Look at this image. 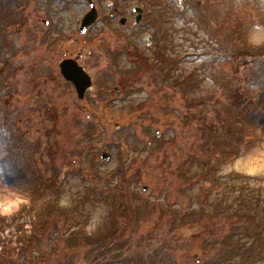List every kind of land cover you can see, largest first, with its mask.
Masks as SVG:
<instances>
[{
  "label": "rangeland",
  "instance_id": "1",
  "mask_svg": "<svg viewBox=\"0 0 264 264\" xmlns=\"http://www.w3.org/2000/svg\"><path fill=\"white\" fill-rule=\"evenodd\" d=\"M91 1L80 33L89 0H0V183L31 197L0 237L54 205L22 261L264 264V47L245 40L264 0ZM78 53L83 99L57 73ZM97 203L108 219L90 231ZM79 226L95 236L68 243Z\"/></svg>",
  "mask_w": 264,
  "mask_h": 264
},
{
  "label": "clouds",
  "instance_id": "2",
  "mask_svg": "<svg viewBox=\"0 0 264 264\" xmlns=\"http://www.w3.org/2000/svg\"><path fill=\"white\" fill-rule=\"evenodd\" d=\"M245 40L251 48L264 47V28L254 26L249 29ZM30 206L31 197L27 192L13 188L6 183H0V218L11 222L22 209ZM61 207L65 209H72L75 207L71 195L61 199ZM108 214L109 209L104 203H97L94 206L89 205L87 208V215L89 217L87 228L90 231L101 229L108 219ZM30 227V224L26 225V229ZM12 231L11 229L5 231L3 238H10Z\"/></svg>",
  "mask_w": 264,
  "mask_h": 264
},
{
  "label": "trees",
  "instance_id": "3",
  "mask_svg": "<svg viewBox=\"0 0 264 264\" xmlns=\"http://www.w3.org/2000/svg\"><path fill=\"white\" fill-rule=\"evenodd\" d=\"M247 54V53H244ZM247 57L249 56V54L246 55ZM56 206H58L57 203H55ZM26 209V208H25ZM43 211H41L39 217H34V221L32 222V229L29 231H25L19 234V236L16 238V242H14L13 237H10L8 239H5L3 237H0V264H28L27 262L32 263V260L30 259L27 262L22 261V255L24 253L30 254L33 253L32 250V246L33 243H35V241H40L42 240L45 235V232L48 230L52 231L55 230V222L59 221L60 219H57L56 216L53 214L54 212H57V210L55 209H59L62 210L60 207H56L54 209V205L52 206H45L42 208ZM52 211H54L52 213ZM2 219V218H1ZM0 219V220H1ZM4 222L5 219H2ZM47 222V224H45ZM55 223V224H54ZM74 226V225H73ZM72 226V227H73ZM117 226V225H116ZM80 227V228H79ZM78 229L76 231L75 230L77 227H74L73 229L71 228L70 234H67V242L71 243L73 241H76V237L79 238L80 235L78 236V234L82 233L84 228H82L81 226H79ZM68 231V230H66ZM95 232L93 234H89V235H84V238L80 239H85L87 236L90 238L89 240H92V238L95 236ZM111 234L110 233L106 236V240L107 241H111V237L109 236ZM108 238V239H107ZM113 242V241H111ZM83 246H98L100 245L99 243L93 241H88V242H84L82 241ZM109 243V242H108ZM112 246V244H111ZM68 248V247H67ZM100 246L97 247L96 252L99 251ZM109 248H107L106 250H108ZM105 250V252H106ZM30 251V252H29ZM8 256H10L9 258H7ZM9 259V260H8ZM5 260H8L7 263H4Z\"/></svg>",
  "mask_w": 264,
  "mask_h": 264
},
{
  "label": "water",
  "instance_id": "4",
  "mask_svg": "<svg viewBox=\"0 0 264 264\" xmlns=\"http://www.w3.org/2000/svg\"><path fill=\"white\" fill-rule=\"evenodd\" d=\"M134 10L141 11L140 8L136 7ZM97 17V11L94 7V4L91 3V10L84 16L82 20L81 31H85L87 26L95 21ZM138 20V17L136 18ZM121 23H124V19L121 20ZM61 68L64 76L72 80L76 86L78 94L80 97L84 96V92L88 86L91 85L92 80L90 76L85 72V70L78 66L74 60H65L61 63ZM103 157H106V153H103Z\"/></svg>",
  "mask_w": 264,
  "mask_h": 264
},
{
  "label": "flooded vegetation",
  "instance_id": "5",
  "mask_svg": "<svg viewBox=\"0 0 264 264\" xmlns=\"http://www.w3.org/2000/svg\"><path fill=\"white\" fill-rule=\"evenodd\" d=\"M132 14L134 15L133 17H135V13H132ZM76 57L79 59V54ZM65 58H72V57L71 56H67Z\"/></svg>",
  "mask_w": 264,
  "mask_h": 264
}]
</instances>
